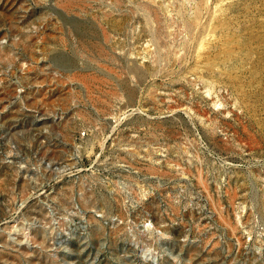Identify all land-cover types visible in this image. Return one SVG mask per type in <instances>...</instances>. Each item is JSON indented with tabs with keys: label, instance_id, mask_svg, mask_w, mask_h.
I'll use <instances>...</instances> for the list:
<instances>
[{
	"label": "rangeland",
	"instance_id": "obj_1",
	"mask_svg": "<svg viewBox=\"0 0 264 264\" xmlns=\"http://www.w3.org/2000/svg\"><path fill=\"white\" fill-rule=\"evenodd\" d=\"M0 264H264V0H0Z\"/></svg>",
	"mask_w": 264,
	"mask_h": 264
},
{
	"label": "bare ground",
	"instance_id": "obj_2",
	"mask_svg": "<svg viewBox=\"0 0 264 264\" xmlns=\"http://www.w3.org/2000/svg\"><path fill=\"white\" fill-rule=\"evenodd\" d=\"M189 25H191V24H189ZM192 28V27H191ZM190 29V28H189ZM189 29H188V31H189ZM190 31H191V29H190ZM170 32V31H169ZM184 32V31H183ZM160 36V35H159ZM161 39V38H160ZM163 40V39H162ZM189 42V41H188ZM244 71V70H243ZM240 72V71H239ZM238 73V72H237ZM226 74V73H225ZM243 75V74H242ZM239 77V76H238ZM241 79V78H240ZM239 80V79H238ZM232 81V80H231ZM235 81V80H234ZM236 83V82H235ZM231 84V83H230ZM240 86V85H239ZM235 87V86H234ZM233 89V88H232ZM238 91V90H237ZM239 92H241V91H239ZM237 93V92H236ZM238 96V95H237ZM246 97V96H245Z\"/></svg>",
	"mask_w": 264,
	"mask_h": 264
}]
</instances>
